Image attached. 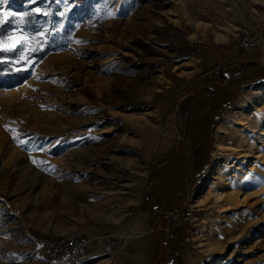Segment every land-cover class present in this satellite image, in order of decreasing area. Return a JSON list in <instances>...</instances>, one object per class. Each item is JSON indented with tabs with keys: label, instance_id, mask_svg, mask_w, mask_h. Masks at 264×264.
Segmentation results:
<instances>
[{
	"label": "rangeland",
	"instance_id": "obj_1",
	"mask_svg": "<svg viewBox=\"0 0 264 264\" xmlns=\"http://www.w3.org/2000/svg\"><path fill=\"white\" fill-rule=\"evenodd\" d=\"M244 1L0 4V264H51L67 233L96 238L78 264H264V45L211 22ZM139 81L141 106L111 101Z\"/></svg>",
	"mask_w": 264,
	"mask_h": 264
},
{
	"label": "built area",
	"instance_id": "obj_2",
	"mask_svg": "<svg viewBox=\"0 0 264 264\" xmlns=\"http://www.w3.org/2000/svg\"><path fill=\"white\" fill-rule=\"evenodd\" d=\"M256 26H240L234 32L232 39L244 51H251L264 45V8L257 13ZM94 237H85L78 233H67L53 241L43 243L47 249L51 264H78L87 255L88 249L93 247ZM114 242L106 245L111 252Z\"/></svg>",
	"mask_w": 264,
	"mask_h": 264
},
{
	"label": "bare ground",
	"instance_id": "obj_3",
	"mask_svg": "<svg viewBox=\"0 0 264 264\" xmlns=\"http://www.w3.org/2000/svg\"><path fill=\"white\" fill-rule=\"evenodd\" d=\"M258 13V11L256 12V14ZM255 20H257V17H255ZM205 26V25H204ZM238 27H236L234 29V31L232 32V36L234 34V32L237 30ZM220 36L217 35V39H219ZM134 90L132 89H127L125 90L124 92L122 93H119L118 95L115 96V99L114 100H111L113 101V103L115 105H125V101H128V100H131L135 106H141L143 103H144V99H143V95H142V92L145 88V86L139 81V82H134ZM131 84V83H130ZM146 85V84H145ZM140 104V105H139ZM146 127L145 124L143 123H139L138 125V130L141 131L140 133V137H139V140H141V138H145L146 137V130H141V128H144ZM116 131V130H115ZM102 134V132H101ZM105 134H109L108 132H106ZM116 137H113L112 139L110 140H102L103 143H100V154L104 153V154H109V152L111 151L112 149V146L116 143ZM133 174H136V173H133ZM117 177H120V175H116ZM143 178H144V175L143 174H140V175H135V177L132 178L133 180V184L130 185V189L132 191V193H138L141 186H142V181H143ZM131 179V178H130ZM114 237H117V238H125V236H122V235H114ZM94 240H96V238H92ZM112 252V250H111ZM107 253V250L106 252ZM139 258H138V255L134 254V255H131L129 256L127 259H123L119 264H139ZM112 261V258H106L104 259L102 262L103 263H110Z\"/></svg>",
	"mask_w": 264,
	"mask_h": 264
},
{
	"label": "trees",
	"instance_id": "obj_4",
	"mask_svg": "<svg viewBox=\"0 0 264 264\" xmlns=\"http://www.w3.org/2000/svg\"><path fill=\"white\" fill-rule=\"evenodd\" d=\"M258 66V63L257 62H252V61H244V62H241L240 64H235V63H232L230 65H226L224 66L221 71H216L213 73L212 77L210 78L208 84L206 85V88L204 90V92H210L211 91V87L210 85L211 84H220L221 86H223L225 83H227V81L231 80L232 78H230V70L233 69V68H236L238 67L239 69H241L242 72H245V71H250L251 69L255 68ZM2 80L4 79H7L9 80V78H6V77H3L1 78ZM0 79V80H1ZM224 81V82H223ZM224 83V84H223ZM176 212L174 211H164V212H159L157 214V217H156V221L158 220V225H162L164 223H166V225L169 223V221L171 220V218L174 216ZM177 218H180L182 219L183 218V213L179 214L177 216ZM175 222L176 220L173 221V223L171 224V228L173 229V226L175 225Z\"/></svg>",
	"mask_w": 264,
	"mask_h": 264
},
{
	"label": "crops",
	"instance_id": "obj_5",
	"mask_svg": "<svg viewBox=\"0 0 264 264\" xmlns=\"http://www.w3.org/2000/svg\"><path fill=\"white\" fill-rule=\"evenodd\" d=\"M264 6V0H246L243 4L240 6H237V10L234 9L232 11V15H227L224 19H222L224 22L218 24L217 21H211L214 22L215 25H221L224 24V28L227 26H235V25H246L247 23H251L255 20V13L258 7ZM210 19V17H209ZM216 20L215 18H212ZM221 21V18L219 19ZM222 22V21H221ZM254 24V23H253ZM238 26V27H239ZM219 29H215V32H219ZM157 264H161L160 262Z\"/></svg>",
	"mask_w": 264,
	"mask_h": 264
},
{
	"label": "water",
	"instance_id": "obj_6",
	"mask_svg": "<svg viewBox=\"0 0 264 264\" xmlns=\"http://www.w3.org/2000/svg\"><path fill=\"white\" fill-rule=\"evenodd\" d=\"M259 68H263V67H259ZM190 155H191V153H189V155H188V161H187V169L189 170V168H190ZM187 190H188V192H189V187H188V182H187ZM180 212H178V214H179ZM174 219V218H173ZM171 224V223H170Z\"/></svg>",
	"mask_w": 264,
	"mask_h": 264
},
{
	"label": "snow or ice",
	"instance_id": "obj_7",
	"mask_svg": "<svg viewBox=\"0 0 264 264\" xmlns=\"http://www.w3.org/2000/svg\"><path fill=\"white\" fill-rule=\"evenodd\" d=\"M5 2V0H0V4H3ZM37 12H39V9L36 10ZM6 16H11L13 15L12 13H5ZM4 21L0 20V24H2ZM23 59V57L21 58Z\"/></svg>",
	"mask_w": 264,
	"mask_h": 264
}]
</instances>
